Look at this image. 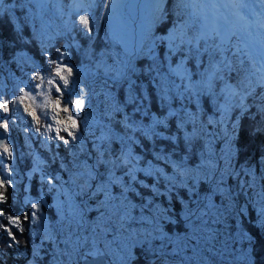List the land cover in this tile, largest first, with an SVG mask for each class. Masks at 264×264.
<instances>
[{
	"label": "trees",
	"instance_id": "obj_1",
	"mask_svg": "<svg viewBox=\"0 0 264 264\" xmlns=\"http://www.w3.org/2000/svg\"><path fill=\"white\" fill-rule=\"evenodd\" d=\"M4 1V5L7 8V15L0 14V56L2 55L5 61H7V67H4L0 63V70L2 68L5 71L2 74L0 71V77L2 75L3 79L2 84L0 82V93L3 96L2 101H8L11 107L9 109L11 114L9 113L7 115L13 117L15 111L22 110L21 105L23 106V104L17 102L18 97H21L25 102L28 101L27 103L32 107L37 104L36 100L26 99L23 91L27 85L31 89L36 88V84L40 81L33 79V77L37 75L43 77V84H46V77L50 78L52 76V74L47 73L53 70L56 61L61 60V55L55 49L66 46L67 42L73 40V38H75V42L69 45L70 55L65 54L64 59L73 65L91 66L93 72L83 78L81 90L77 87L75 89L73 82L70 81V87L62 88L61 92H59L61 93L60 95L54 89L49 94L51 98L60 99L63 107L65 106L64 101H68L67 106L70 111L68 113L60 112L61 118H67V114L73 116L77 112L76 107L72 104V95L78 91L81 93L83 99L88 96V102L90 104L83 108L81 114L76 113L77 115L79 114L78 126L76 127L77 131L73 129V132L77 136L76 141H72L70 138V143L67 145L60 143L59 146H55L54 144L47 146L39 137H36L32 145L27 143L25 138L26 132L24 130L27 127L28 122L26 120L28 117L22 115L17 117V121L11 122L10 128L13 133L10 131V135H12L11 137L14 139V142L20 147L15 155V161L12 163V166L18 169L16 174H26L28 176V173H30L27 179V185L19 178L15 183L16 188L8 186L6 183L7 180L5 181L4 187L0 188V192L4 195L5 199L0 205L3 211L10 212L14 206H18L23 210L24 215H27L23 205L30 207L32 201L42 198L45 193L47 182L46 178H43V175H59L62 178L65 177L66 184L82 183L80 179L68 178L71 175L76 176V173L80 171L77 165L81 161L88 159L89 163L93 162V159L88 156V153L94 151L92 148L93 141H96L101 136L102 131L106 130V126H109V120L105 115V110L109 108L110 104L119 103L123 111H126L129 115H133V105H125V101L129 97L131 90L132 95H143L146 97L144 103L139 105L141 112L135 113L134 119L143 123L146 127L151 125L150 122L153 116L162 119L166 122L167 127H158L157 131H162L164 136L175 137L172 141H153L137 133L135 138L138 143L134 146V151L141 158L139 167H143L147 164L148 160H152L156 165H161L156 166L157 168H163L169 173L175 174L172 163H166L162 159L160 161L155 159L156 153L161 151H164L165 154L182 163H186L189 167H195L194 174H190V170H188V176L184 180V184L175 188L176 191L172 193L173 199L171 202L167 198V193H165L163 198H157L155 200L158 201L159 206L162 208L172 209L170 212L172 215L171 220H169L170 222L166 221L163 224V229L167 231L165 236L170 237L171 241L175 240V242L178 241L179 236H186L188 242H184L185 251H199L196 252L199 255H203L205 251H208V256L214 259V262L220 260L216 253L217 250L214 248L215 245L213 244L217 242L218 244H225L226 247L228 246V249H230L229 257H234V261L223 258L222 262L224 264H264V215L261 214L262 208L258 206L257 201H254L252 190L248 189L245 191V193L250 194L249 196H246L245 193L238 195L239 190L236 187L238 177L226 176L224 183L221 184L225 185L227 189L231 188L233 190V197H235L234 205L236 208L226 212L222 211V218L216 217L213 219L209 215L207 220H205L212 227L210 228V234H208L210 237V247L202 245L198 240L206 233V229L203 231L199 230L202 226L199 222H196L195 227L198 230L193 234L192 223H186L184 215V200L187 201L189 206H197V200H201L203 203L202 198L204 194L209 189H215L219 182L221 173H213L212 177L209 178L211 179L210 181L207 178L205 179L202 174L198 177L195 175V169H201L202 171V168L196 165L200 158H205V150H211L212 141L214 147L218 151H221L220 147L228 137L230 145L234 147V151H231L228 159V161H231L233 168L237 172H240L242 167L245 169L251 168L256 175L258 183H264V181L260 180V177L264 175V124L261 123L262 114L258 113L256 106H253V97L246 95V89L249 87L247 67L250 62L246 60L245 66H243L240 65L239 61H236L235 66L238 69L243 68L244 71H240L239 75L236 71H233L228 73L224 80H215L210 93L205 91L198 99L194 97L191 102L176 96L175 90L170 94L169 100L168 98L161 100L158 89L159 78H156L154 81L156 72L150 71L149 67L153 64L151 57L140 53L137 58L131 60V67L134 68L135 65L137 69L129 73L127 81L121 80L116 82L111 78L112 73L107 71L108 68L116 67L118 62H126L127 56H129L123 52L124 57L121 56V49L108 34L105 21L106 9L103 7V4H107L108 0L87 1L86 7H90L89 11L92 14L90 17L92 31L90 33L85 34L83 26L74 23L72 27L73 37L70 33H65V28L63 27L56 33L58 36L56 35L50 38L43 37V39L37 34L39 12L34 14V7L25 8L29 4L28 0ZM63 1L69 3L70 0ZM12 4H16V7L13 8ZM21 4L24 6L21 7ZM31 10H33V14L30 13ZM165 10V19L162 22H158L154 27V32L158 35V39L156 40L158 42V50L154 56L156 64L159 65L158 70L162 76L167 74L166 69L169 72L170 66H174L184 56L181 52H174L167 57L165 55L166 50L163 46L165 42L160 39L168 30V27L174 24L176 25L186 15H177L174 0L167 1ZM31 21L32 24H30ZM41 21L43 22V20ZM181 47L184 53H186L187 49H185V45L182 44ZM22 51L35 59L38 62L39 68L30 64V61L17 58V55ZM228 55L231 56V53L229 52ZM204 58L207 62V55ZM106 62L109 63L108 68L104 66ZM187 64L190 67L192 79L195 81L199 76L200 66L196 64L194 59H187ZM9 71L12 73V89L6 77ZM91 77L93 79L88 83ZM55 79L56 84H62V81L58 78ZM170 79H175L177 84L180 83L177 77H170ZM241 80L244 82L243 86H239ZM187 81L185 80V84H187ZM222 83L230 84L236 87L239 92L243 93L245 96L243 103L248 105V107L242 109L237 104L233 108V104L238 100L239 96H237L228 101L229 111L227 112V116L223 114L222 106L218 102L221 97L220 86ZM251 90L257 93L255 88ZM181 91H183L182 88ZM185 110L195 114V124L185 122L182 127H178L181 121H188ZM170 112H175L176 114L170 116ZM5 113L1 117H4ZM38 113L37 115L43 122L46 123L51 120L48 107L40 108ZM9 119L11 120V118ZM116 119H123V114H118ZM258 123L260 127L256 129ZM225 126H228V131L225 130ZM115 131L119 133L121 129L115 128ZM187 138H191L190 143L187 142ZM81 145H83V152L80 151ZM117 146L118 142L112 145L113 148ZM35 153L39 154L43 162L35 164L36 161H40V158L35 157ZM34 165L35 167H33ZM226 165L223 167V170L226 168ZM32 167L34 170L30 171ZM99 171L103 172V169L101 168ZM3 173L5 174L4 170ZM119 173L120 171L118 170L116 174L118 175ZM9 175V177L13 178L14 173H10ZM239 178L250 180L252 177ZM146 179V183L152 181V178ZM181 179L179 177L177 182L179 183ZM137 186L139 187V185ZM258 188L259 185L256 189ZM14 191L16 192L15 195H13ZM161 191H164L163 187H161ZM25 193H29L30 198L32 197L33 200L24 202L21 195ZM131 194L132 200L146 201V199L141 200L140 197L135 196L133 193ZM143 195L146 198L150 196L148 192H144ZM93 197L94 199H98L100 194L90 196L87 202L88 205H90V202H93V205L96 204ZM214 199L216 201H223L222 194L216 193ZM168 203L170 206L167 205ZM136 204H139V202H136ZM138 211L139 207L135 205L134 212L136 213ZM0 223L5 227L8 225L5 213ZM24 225L25 219L22 222V226ZM165 248L173 249L170 244H166ZM33 249H35V244ZM140 250V248H137V255L134 256L135 264H139L141 259H143L139 255ZM238 251L240 252L238 253ZM35 264H42V260L37 259Z\"/></svg>",
	"mask_w": 264,
	"mask_h": 264
},
{
	"label": "snow or ice",
	"instance_id": "obj_2",
	"mask_svg": "<svg viewBox=\"0 0 264 264\" xmlns=\"http://www.w3.org/2000/svg\"><path fill=\"white\" fill-rule=\"evenodd\" d=\"M154 5V20L156 22H162L165 19L166 10L164 8L165 0H152ZM259 5V7H257ZM21 7L24 5L21 4ZM12 7L15 8L16 4H12ZM103 7L107 9L108 4H103ZM174 7L177 9V15L182 16L185 13L190 14L192 17L201 21L199 27H196L195 21L193 24L189 25L191 30H194L198 35L194 39H181L180 44H187V52L184 53L183 49L176 44L177 35H176V26L175 24L172 27L171 32L169 33V55L174 52H181L184 56V59H197L199 60L203 55L208 57V66L204 69V72L198 73L201 76V80L197 84L202 85L200 88H194L192 83V74L189 73L188 69L184 66V59L176 65L175 68H169V72L165 75H161L158 68L159 65L155 62L154 56V47L152 44L147 45V52L144 53V44H141L140 52L152 58L153 64L150 65V71L156 72V78H159L158 89L160 92L161 100L169 98L170 94L175 90V95L183 99H187L189 102L193 100L194 97L197 99L204 94L205 91L211 92L213 82L215 80H224L228 73L236 71L239 75L240 71H244L243 68L238 69L235 64L236 61H239L240 65H243L244 61L241 60V56H247L248 60L252 63L254 69L252 75L257 77L256 83L264 88V63L260 65L259 68L255 66V57L259 55L264 59V0H174ZM0 14L7 15V8L0 0ZM209 17H211V23H209ZM79 24L83 26V31L85 34H88L92 31L90 27L91 21L87 13L80 15ZM212 40L213 44L209 45L208 41ZM204 41L203 52L201 51L200 42ZM234 49V51H233ZM231 53V56L228 53ZM220 57V59H217ZM67 72L68 75H63L62 73ZM108 72L112 73L111 78L119 82L121 80H128L129 73L134 72V68L131 67V61L127 62H118L116 67L108 68ZM56 77H59V80L62 81V84L57 83L55 91L57 93L61 92L62 88L70 87L69 76L73 75V69L67 66L60 67L59 65L54 69ZM170 77H177L180 80V83L177 84L175 79H170ZM33 79L39 80L40 83L36 85L37 88H41L44 83V78L39 75L33 77ZM246 79V78H245ZM185 80H188V83L185 84ZM49 85L56 83L53 79L47 81ZM249 85L251 81L249 80ZM243 80L240 81L239 86H243ZM181 88L183 91H181ZM226 88L229 90L230 94L235 96L236 92L231 89V86L226 85ZM28 93H25V96H28ZM246 95H251L253 97V106L257 107L258 113L264 114V90L260 93H255L251 88L246 89ZM174 98V97H172ZM258 98V104H257ZM35 99V97H33ZM146 97L143 95H132L131 90L129 97L125 101V105H133V115H129L126 111H123L119 103L110 104L109 108L105 110V115L108 117L109 126H106V130L102 131L100 137L96 141H93L92 148L94 151L88 153L93 159L92 163L88 162V159H85L77 165L80 168V171L76 173V176L82 181L78 184L79 193L78 195L90 197L95 196L98 193H102L105 196V199L101 202V207L109 205L112 200L119 199L113 197L109 191V186H116L119 184L121 187V197L123 199L120 202V205H113L114 212H120L124 209V218L128 217L126 209L128 207H134L131 205L128 200V193H133L135 196L141 198V200L146 199V204L144 207L151 208L154 212L152 219L154 221L162 220L167 217L168 208H161L160 206H155V200L157 198H163L165 193H167V198L169 202L173 199V190L180 185L184 184V180L188 176V170L183 169L181 164L175 163L170 160V156L165 154L164 151L158 152L155 155V159L160 161L161 159L166 163H172L175 170V176H168L163 169L157 168L151 165L147 168H140L139 164L141 158L135 154L134 146L138 143L136 140V134L140 133L146 138L156 140H168L172 141L175 137L164 136L162 131H157L158 127H167V124L164 120L156 118L153 116V123L150 126H145L143 123L138 122L134 119L135 113L141 112V107L144 103ZM245 99L244 96L240 98V107L246 109L248 105L243 103ZM15 103V101H13ZM48 103H51L53 112L55 113L52 116V119L56 122L57 125L66 124L67 122L59 119V113L70 111L68 101L65 100V106L61 108L60 99L49 100ZM72 104L75 105L77 109L85 105V100L83 97L81 99L72 101ZM0 109L4 112L9 111V106L7 103H0ZM27 110V109H26ZM123 114V119L117 120L116 116L118 114ZM146 114V112H145ZM175 112H170L169 115H175ZM33 119L36 121V124H40V119L35 112H30ZM185 115L188 117V121H181L178 127H182L185 122H192L195 124V114L187 112L185 110ZM0 119H4L0 117ZM67 121L70 123L63 128V131L71 137L72 141L77 140L76 134L70 129H75L77 125V120L74 116L69 115ZM9 127L7 119L3 124V128L7 130ZM48 130L52 129V124H47ZM115 128H120L121 132L117 133ZM36 131L39 132L40 128L37 127ZM61 129L57 127V135ZM58 138L63 141L65 145L69 144V139H65L64 136H59ZM98 141V142H97ZM118 146L113 148V143H117ZM187 142H191V138H187ZM0 146L4 148V151L11 156L12 151L6 143H0ZM80 151L83 152V145L80 147ZM3 160L0 159V188L4 187L5 181L7 180L6 176H3ZM208 167L213 171L216 170V166L209 162ZM103 169V172L99 169ZM122 172L121 176H117V171ZM143 172L146 178H153L152 183H146L145 180H137L136 173ZM176 176L181 177L182 179L179 183L176 180ZM238 177L236 181V187L239 190L238 195H243L246 190H252V194L258 196L261 202H264V183L259 184V191H256L258 181L255 173L251 168L245 169L241 168L240 172H237L233 168L231 161L227 162L226 168L221 172L219 182L217 183L215 189H209L208 194H206L202 200L206 203H202L201 200H197V207L187 208L185 213V222H191L193 227V234L198 230L195 225L196 222L201 224V231L204 230L203 225H205L204 217L211 215L213 209L216 208L214 204L211 203V196L216 193H222L228 197L232 196L233 190L231 188L222 189L221 184L224 183L225 177ZM249 179H240L239 177H248ZM261 181H264V175L260 177ZM94 181H97L95 184ZM49 184H53V179L48 180ZM135 185H139L138 188ZM54 186V185H53ZM95 188L96 191H91L92 188ZM161 187L164 188V191H161ZM191 191V189H190ZM144 192L150 194L149 197L143 195ZM37 205H33V208H36ZM86 207V205H85ZM219 210L217 209V212ZM227 211V209H225ZM264 215V209L261 212ZM35 215V213H33ZM72 215V221L75 222L77 227L81 226L83 221L84 209L76 206ZM170 219V217H168ZM19 217H9V220L12 223H17ZM101 220H103V213L101 214ZM99 227V225H97ZM104 229H102L103 231ZM156 237H153L155 239ZM159 239L161 240H171L170 237H166L163 232H161ZM183 238H181L182 240ZM181 240L177 241V246L179 247ZM88 242V237H77L75 241L71 240V236L65 241L66 244H72V250L65 253H57L53 256L54 264H63L62 260L56 258L57 255H67L69 257L70 264H73L71 257L74 253L77 254V260L75 264H79V260L87 261L88 257H102L106 254L104 251L98 249L93 243L92 249L87 252L81 253L80 249L84 247ZM155 251V250H150ZM161 254H163V248L160 249ZM34 255L38 253L34 252ZM119 264H132L131 254L127 249H124V255L119 258Z\"/></svg>",
	"mask_w": 264,
	"mask_h": 264
},
{
	"label": "rangeland",
	"instance_id": "obj_3",
	"mask_svg": "<svg viewBox=\"0 0 264 264\" xmlns=\"http://www.w3.org/2000/svg\"><path fill=\"white\" fill-rule=\"evenodd\" d=\"M87 1L88 0H85V1L81 0L79 2V4H74L73 6H71L70 3L64 2L63 0H28L29 4L27 6H25V8L34 7L35 13L33 12V10L30 11V13H32V14L33 13L36 14L39 12V16H38L39 27H38L37 34H38V36H41L42 39H43V37L50 38V37H54L56 35L58 36V34H56V33L59 30H61L63 27L65 28L64 32L70 33L73 37L72 27H73L74 23L79 24L80 15L87 13L89 15V18L92 15L91 12L89 11L90 7L89 8L86 7ZM134 1L137 2L139 0H108L107 4L109 5V7L106 9V12H105V21H106L108 34L113 40H115L118 47L121 49V50L119 49L121 56L124 57L123 53H127L129 55V56H127V61H129V60L131 61L134 58H137V56L141 53L140 52L141 44L145 45V47H144L145 53L147 52V45L150 43L154 47V55L157 53V50H158V47H157L158 42L156 41L158 39V37H157L158 35H156V33L154 32V27L158 22L152 24L145 31L141 30L139 28V26H137L135 24L136 16L133 14V12L131 11V8H130L131 2H134ZM167 1L164 4V8L167 4ZM2 2H3V4L5 3L4 0H2ZM48 3H49V5H47ZM141 10H142V8H141ZM139 11H140V5H139ZM140 13H141V11H140ZM185 14L186 15L182 17L183 20L179 21L175 25L176 26V35H177L176 44L179 45L180 47L182 45V44H180V40L181 39H189L188 34H190L191 32L194 31V30H191L189 28V25L193 24L192 18H194V17H192L188 13H185ZM41 20H43V22ZM195 21L199 24L201 23L200 20L197 21L195 19ZM30 24H32V21L30 22ZM199 24H198V27H199ZM172 27L173 26L168 27V30L164 33V35L160 39V40H164V42H165V44L163 46L166 50L165 55L167 57L170 56L169 55V39H168V37H169V33L172 30ZM197 35H198V33H197ZM120 38L124 39V40L127 39L125 41V45L122 43L121 40H119ZM74 42H75V38H73V40H71V41H68L67 42L68 45L66 44V46H62L61 48L55 49V51L61 55V60L56 61L54 63L53 70L50 73H47V74H52V76L50 78L46 77V82H45L46 84H43V86L41 88L36 87L34 89L29 88L27 85L25 90L23 91L24 96H25V93L29 94L28 96H26V99H31L32 101L36 100L37 104L34 107H32L27 103L28 101L25 102L21 97H18L17 102H21V104H23V109L20 111L14 112L13 117H11V122L17 121L18 120L17 117H19V116L24 115V117H26V112H35V113L39 114L38 110L40 108H43V107L49 108L50 106H52L51 103H48V101L49 100H55L57 98H51L49 94H50L52 89L55 90L56 83L49 85L47 83V81L49 79H53L54 81H56L55 78L59 79V77H56L55 73H54V69L58 65L62 68L67 66V67L73 69V75L68 77L69 82L72 81L74 88L76 89V87H77L81 90L83 78L92 74L93 68L91 66H81L80 64L73 65L72 63H70L64 59L65 54H67L68 56L70 55L69 45H72ZM0 44H1V40H0ZM184 45H185V49H187L188 45L187 44H184ZM203 48H204V45L201 47L202 52H203ZM205 55H203L199 60L194 59L196 61V64L198 66H200L199 67L200 73L204 72V69L208 66V61L206 62V60L204 58ZM2 58H3V60H5L3 56H2ZM17 58H19V59L23 58L24 60L30 61V64H32L34 67L39 68L38 62L35 59H33L30 55H27L26 53H24L23 51L17 55ZM182 59H184V57L179 59L174 66H170V67L175 68L176 65L178 63H180ZM217 59H220V57H217ZM241 60L244 61L243 66H245V63L247 60L246 57L242 56ZM0 63H1V65H3L2 62H0ZM104 66H105V68H108L109 63L106 62L104 64ZM184 66L188 69V71L190 73V67L187 64V59H184ZM250 67H251V65L249 63V66L247 68H250ZM136 69H137V67L134 65V70H136ZM0 71H1V74L5 72L2 68ZM166 72L168 73L167 69H166ZM62 74L66 75V76L68 75V73L66 71ZM6 77H7V82L10 84V82L8 81V75ZM92 79H93V77H91L88 80V83ZM200 80H201L200 75L198 76V78L195 81L192 79V83H193L194 88L202 87V85L197 84V82ZM0 82H1V84L3 82L2 75L0 77ZM254 82L256 83V79L254 80ZM254 82H253V80H251V84L249 85V87L251 89L254 88ZM187 83H188V81H187ZM5 84H6V81H5ZM226 85L231 86V89L236 92L235 96L230 94L229 90L226 88ZM260 86L261 85H259L257 83V87H255V89L256 90L257 89L264 90V88H262ZM220 87H221V95H220L221 97H220V100L218 102L222 106L221 108L223 109V114H225L227 116V112L229 111L228 101L239 96L237 102L235 101V103L233 104V108L237 104L239 106L240 105L239 98L244 96V94L239 92V90L236 87H234L230 84H226V83L223 84L222 83ZM245 88H247V87L245 86ZM58 94L60 95L61 93H58ZM33 97H35V99H33ZM15 98H17V97H15ZM79 99H81V93L77 91L74 95H72V101H76ZM84 100H85V105L79 109L76 108L77 112L79 114H81V111L83 110V108L85 106H88L90 104V102H88V96L86 98H84ZM168 100H169V98H168ZM7 103L9 104L8 101H7ZM60 106H61V108L63 107L62 102H61ZM21 108H22V105H21ZM76 113L73 116L76 118L77 125H78V120H79L78 115L79 114L77 115ZM54 114L55 113L53 112V115ZM67 115L69 116V114H67ZM90 115H93V114H90ZM0 117H1V111H0ZM58 118L67 122L66 124H64V127L67 126L68 123H70V121H67V118H61L60 113H59ZM26 121L28 123H27V127L25 128L24 131L26 132V136H25L26 141L29 144H32L34 142V140L36 139V137H39L41 139V141L44 142L47 146H51L52 144H54L55 146H59L60 143H62V144H64V143H63V141H61L58 138V135L64 136L65 139H69V140L71 138L67 135L66 132L63 131V129H62L61 133H59L58 135H55L54 137L51 138L49 135H44L41 132H37L36 130L31 129V126L36 123L34 121L33 117L31 118V122L29 121L28 118ZM40 122H42V121H40ZM4 123H5V120L0 122V132L4 133V138H3L1 143H6L8 145V147L12 151V155L9 156V162H8V166H7L8 171H6L5 174L3 173V176L7 177L6 183L8 186H13L14 188H16L15 183L19 178L22 179V181L27 185L28 184L27 179L29 177L30 172L28 173V176L26 174L25 175L16 174V171L18 169L16 167L12 166V163L15 161V155H16V153L20 147H18V145L15 142H14L15 145H11L12 141L8 140V136H10L11 128L9 126L8 129L6 131H4V128H3ZM150 123L152 124L153 120ZM259 125L260 124L258 123L256 126V129H259V127H260ZM39 128L41 129L42 127H39ZM70 130L73 131V129H70ZM75 130H76V128H75ZM225 130L226 131L229 130L228 126H225ZM12 133H13V131H12ZM0 148H3V147L0 146ZM220 149H221V151H218L217 148L214 147V143L212 141L211 150L210 149L205 150V155H204L205 158H200V160L198 161V163L196 165V166H200V168H202V171H201V169H195V175L197 177L200 174H202L205 177V179L207 178L208 181H210L211 179H209V178L212 177L213 173H219L220 174L223 171V167H225L226 163L228 162V159L231 155V151H234V147L232 145H230V141H229L228 137L224 140L223 145L220 147ZM3 151H4V148H3ZM34 155H35V157L40 158V161H36L35 164L43 162L42 158L39 156L38 153H35ZM170 160L175 162V163L181 164L183 169L186 168L187 170H190V174H194V168H195L194 166L189 167L186 163H182L181 161H178L172 157H170ZM149 162H151V165L154 167L160 165V164L156 165L154 162H152V160H148L147 164L144 165L143 167H140V168H147L149 166ZM209 162L213 163L216 166L215 171H213L212 169H210L208 167ZM33 167H35V165ZM33 167L30 171L34 170ZM39 168H42V167H39ZM161 169H163V168H161ZM163 170H164V172L167 173L168 176H175L174 173H169L165 169H163ZM10 173H14L13 178L9 177ZM121 175L122 174L120 172L117 176H121ZM58 177H59V179H57L56 181L53 180V184H50V185H52V187H55L58 192H64V189L66 186V183H65L66 178L65 177L62 178L60 176H58ZM75 177H76L75 175H71L68 179H73V178L76 179ZM0 178H2V177H0ZM43 178H46V182H48V180L50 179V178H48V176H44V175H43ZM178 178L179 177L176 176V180ZM96 182L97 181H95L94 184ZM152 182H153V178H152V181L150 183H152ZM258 185H259V183H258ZM75 186L76 187H73V189H77V185H75ZM135 187L138 188L137 185H135ZM221 188L227 189L225 187V185H221ZM259 190H260L259 188L256 189L257 192ZM91 191H96V190L93 187ZM109 191L113 197H117L119 199L112 200L109 205H106L105 207L102 208L101 202L105 199V196L102 193H98V194H100V197L98 199H94V197H93V199L96 202V204L93 205V210L95 211L94 217H93V234H90L89 232H85L84 230L82 231V237H88L87 243L89 244V245L81 248L82 253L87 252L90 249H92L93 243H95L96 247L98 249H100L101 251H104L106 253H111V254H106V256L108 257L107 258L108 264H119V258L124 255V249H127L129 253H130V251L132 252V253H130L131 258H132V264H135L134 263V260H135L134 256L137 255V248H140V247H144V248H140L141 250H140L139 255L142 256L143 259H141L139 264H193V263L194 264H224L222 262L223 258L231 259L234 261V257L233 258L229 257V251H230V249H228L229 247L228 246L226 247L225 244H223V243L222 244H218L217 242L213 243L215 245L214 248L217 250L216 253L218 254V258L220 259L217 262H214V259H212L208 256V254H207L208 251H205V253L203 255L202 254L199 255L198 253H196L199 251H194V250L191 252L185 251L184 242H188V239H186V236L185 237H183V236L178 237V240H181V238H183L181 240V243H180L178 248L176 246L177 242H175V240L171 241V240L165 239L166 243L164 241L165 245L170 244L171 248H173V249L165 248V245H163V243H161V245H158L156 243V241L161 240V239H159V237H160L161 232L164 233V231L155 230L152 222H151L150 226L148 224L140 222L142 220V217L139 214H142V211L140 210L139 212L134 213V207H128L126 209V211L128 213L127 218H124V209H122L120 212H114L113 211V205H117V206L120 205V202L123 199V197H121V187L119 186V184H117V187L109 186ZM65 192H67V190H65ZM206 194H208V192H206L204 194V196ZM245 194H246V196L250 195L248 193H245ZM127 195H128L129 202H131V200H132L131 193H128ZM233 195H234V193L232 194V196ZM253 196H254L253 197L254 201H257L258 206H261L260 208L263 209L264 202H261V200L258 196H255V195H253ZM21 198L23 199L24 202H28L29 200L30 201L33 200L32 197L30 198L29 193L22 194ZM68 198H69V196L67 197V199ZM63 199H64V197H63V195H61V193H60V196L56 197L57 202H61V203L65 202L66 203L67 201H65ZM38 200L42 201V198H39ZM222 200L223 201H216L214 199V195L211 196V203L216 206V208L213 209L212 214L210 215L213 219H215L216 217L222 218L223 217L222 211L226 212L225 209H227V211H230V210H234L236 208V206L234 205V199L232 197H228V196L222 194ZM41 201L36 202V200H35V202L32 204V205H34V204L37 205V207L34 209L38 210L39 213H40V203L39 202H41ZM143 202H146V201H143ZM203 203H206V202L203 201ZM131 205H134V204H131ZM158 206H159V203H158ZM169 206H170V204H169ZM184 206H185L184 215L186 213L187 208L195 209L197 207V206H189L187 201H185V200H184ZM65 207H68V205H65ZM217 209L219 210L218 212H217ZM108 211H110L113 215H111ZM171 211H172V209H170L166 218H164L162 220L155 221V224L159 225V230H164L163 229L164 222L171 220V218H172V215L170 213ZM102 213H103V220H101V214ZM153 215H154L153 210L150 212H147L146 213V221H154L152 219ZM208 216H205L204 220H207ZM168 217H170V219ZM32 222H33L32 224H34L33 228H34L35 236L40 237V235H37V234L40 233V230L44 229V225L46 227V222H45L44 218L42 217L41 214H36L32 218ZM133 222H136L139 225L136 224V225L130 226V224ZM97 225H99V227H97ZM203 228L206 229V231H205L206 233H204L201 236V238L198 239L199 243H201L204 246L210 247L211 246L209 243L210 237L208 234H210V228H212V227H211V225H209L206 222L205 225H203ZM102 229H104V230L102 231ZM50 232H51V230H50ZM126 236H127V238H126ZM153 237H156V238L153 239ZM72 241H74V239H72ZM174 247H175V249H174ZM40 248H41V243H37L35 245V251L34 252L38 253ZM161 248H163V254H161V252H160ZM150 250H155V251H150ZM207 250H209V249H207ZM239 252L240 251H238V253ZM114 254L116 255V258L114 256ZM29 258L31 259V257H29ZM28 262H32V264H35L34 260H29L26 263H28Z\"/></svg>",
	"mask_w": 264,
	"mask_h": 264
},
{
	"label": "flooded vegetation",
	"instance_id": "obj_4",
	"mask_svg": "<svg viewBox=\"0 0 264 264\" xmlns=\"http://www.w3.org/2000/svg\"><path fill=\"white\" fill-rule=\"evenodd\" d=\"M47 176L54 181L59 179V175ZM75 178L79 179L77 176ZM75 185L78 184L68 183L65 186L64 192H58L55 187H52V185L47 182L42 201L36 200V202L41 201L39 202L40 213L33 208L32 204L35 201L30 203V207L23 205L27 215H24L23 210L18 206H14L10 212H4L2 206H0V222H2L4 213L8 222L6 227L0 223V264H32V262H26L29 260L36 261L37 259H41L42 264H54L53 256L55 254L72 250L73 245L65 243L69 236H71V240L74 239L75 241L77 237L82 238L83 230L93 234V217L95 213L93 210V202H90V205H88L87 202L90 197L78 195V186L77 189H73V187H76ZM65 190H67V192H65ZM15 193L14 191L13 195H15ZM60 193L64 197L63 200L67 201L66 203L56 201V197L60 196ZM68 196L69 198L67 199ZM4 200V195L0 192V205ZM65 205H68V207H65ZM76 206L84 209L83 221L79 227H77L75 222L70 223V221H72L71 213ZM33 213H35V215L41 214L46 222V227L44 225V229L40 230V233L37 234L40 235V237L34 234V224H32V218L34 217ZM9 217H19L20 219L14 224L9 220ZM24 219L25 225L22 226ZM37 243H41L40 249L42 250L39 249L38 255H34L35 249H33V246ZM87 245L89 244L87 243L84 247ZM114 256L116 258L115 254ZM29 257H31V259ZM56 258L62 260L63 264H70L67 255H57ZM98 258H100L104 264H108V257L106 255L95 259L93 257H88L87 261L81 259L79 260V264H98ZM76 260L77 254L74 253L71 257V261L75 264Z\"/></svg>",
	"mask_w": 264,
	"mask_h": 264
},
{
	"label": "built area",
	"instance_id": "obj_5",
	"mask_svg": "<svg viewBox=\"0 0 264 264\" xmlns=\"http://www.w3.org/2000/svg\"><path fill=\"white\" fill-rule=\"evenodd\" d=\"M1 59V62L3 63V65L4 66H6L7 67V63L5 62V60H3V58L1 57L0 58ZM8 81L10 82V85H11V89H12V87H13V84L11 83V80H12V73L9 71L8 72ZM10 89V90H11ZM2 93H0V103H7V101H5V102H3L2 101ZM8 104V103H7ZM8 106H9V104H8ZM11 107L9 106V109H10ZM21 109H23V106H22V108ZM0 111H1V116L5 113L2 109H0ZM48 111H49V114H50V121H47L46 123L45 122H43V120H40V121H42V122H40V124L39 125H37L36 123L35 124H33L32 126H31V129L32 130H36V128L37 127H42L41 129H40V131L39 132H41L42 134H44V135H49L51 138L52 137H54L55 135H57V132H56V129H57V127H59L60 129H61V131L59 132V133H61L62 132V129H63V127H64V124H62V125H57L56 124V122L52 119V116H53V109H52V106H50L49 108H48ZM10 113V111L9 112H7V113H5V115H4V119H0V122L1 121H4L5 119H7V122H8V124H9V126H11V120L9 119V118H11L9 115H7V114H9ZM11 114V113H10ZM36 115H37V113H36ZM38 116V115H37ZM26 117H28V119H29V121L31 122V118H32V115H30V112H26ZM39 117V116H38ZM40 119V118H39ZM35 121V120H34ZM36 122V121H35ZM48 123H51L52 124V129L51 130H48V128H47V124ZM4 131H6L5 129H4ZM11 131V130H10ZM12 135H10V136H8V140H11L12 141V143H11V145H15V143H14V140H13V138L11 137ZM19 147V146H18ZM0 159H2L3 160V170H4V172L6 173V171H8V168H7V166H8V162H9V155L5 152V151H3V148H0ZM121 174H122V172H121ZM136 176H137V180H141V179H143V180H145V182H147V179H146V177L144 176V173L143 172H137L136 173ZM176 191V189H174L173 190V192H175ZM131 197H132V194H131ZM136 202H139V204H136ZM130 204H134V205H138V207H139V211L141 210L142 211V214H139L141 217H142V220L140 221V222H143V223H145V224H148L149 226H150V224H151V222L153 223V225H154V229L155 230H157V231H164V235L167 233V231H165V230H159V225L158 224H155V221H146V213L147 212H150V211H152V209L151 208H147V207H144V204H146V202H142V201H138V200H131V202H130ZM155 206H158V201H155ZM168 206H169V204H168ZM138 211V212H139ZM111 215H113L110 211H108ZM135 213V212H134ZM134 215V214H133ZM138 215V214H137ZM136 224H138V223H136V222H133V223H131L130 224V226L131 225H136ZM139 225V224H138ZM126 238H127V236H126ZM164 241L165 240H160V241H156V243L158 244V245H161V243H163L164 244ZM141 248V247H140ZM134 252V251H133ZM130 253H132L131 251H130Z\"/></svg>",
	"mask_w": 264,
	"mask_h": 264
},
{
	"label": "bare ground",
	"instance_id": "obj_6",
	"mask_svg": "<svg viewBox=\"0 0 264 264\" xmlns=\"http://www.w3.org/2000/svg\"><path fill=\"white\" fill-rule=\"evenodd\" d=\"M166 3V0H165ZM139 5H140V11H139ZM259 7V5H257ZM131 11L136 16L135 24L139 26V28L143 31L148 29L152 24L156 23L154 20V5L152 3V0H139L131 2ZM142 8V10H141ZM209 23H211V17H209ZM130 28V27H129ZM132 28V27H131ZM152 28V27H151ZM129 33V32H128ZM128 37V36H127ZM122 41V43L125 45L124 39H119ZM264 63V61L261 62V64ZM257 87V86H256ZM262 87V86H260Z\"/></svg>",
	"mask_w": 264,
	"mask_h": 264
},
{
	"label": "water",
	"instance_id": "obj_7",
	"mask_svg": "<svg viewBox=\"0 0 264 264\" xmlns=\"http://www.w3.org/2000/svg\"><path fill=\"white\" fill-rule=\"evenodd\" d=\"M3 138H4V133L0 132V143L2 142ZM99 261H101V262H99ZM97 262H98V264H104L103 261L100 258H98Z\"/></svg>",
	"mask_w": 264,
	"mask_h": 264
}]
</instances>
